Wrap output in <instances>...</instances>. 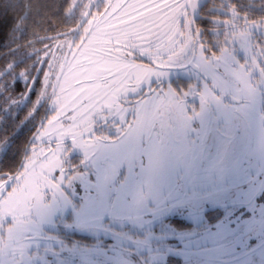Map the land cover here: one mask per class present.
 Instances as JSON below:
<instances>
[{
    "label": "snow or ice",
    "instance_id": "1",
    "mask_svg": "<svg viewBox=\"0 0 264 264\" xmlns=\"http://www.w3.org/2000/svg\"><path fill=\"white\" fill-rule=\"evenodd\" d=\"M258 5H35L41 20L63 13L72 26L34 33L33 51L0 68V100L16 104L7 93L23 79L29 93L40 85L34 102L24 96L33 104L28 117L46 108L23 159L0 166V264H168L169 256L264 264V0ZM33 7L0 4L23 9L14 29L21 38ZM197 19L211 25L212 40H203ZM73 49L100 57L84 69L87 87L77 76L70 92L64 69L79 64ZM143 57L148 63L136 62ZM25 59L33 64L13 77ZM36 140L47 152H37ZM209 209L220 213L214 224Z\"/></svg>",
    "mask_w": 264,
    "mask_h": 264
},
{
    "label": "trees",
    "instance_id": "2",
    "mask_svg": "<svg viewBox=\"0 0 264 264\" xmlns=\"http://www.w3.org/2000/svg\"><path fill=\"white\" fill-rule=\"evenodd\" d=\"M40 2L41 0H33L34 7L32 15L26 22L27 33L23 38L20 37L18 31L14 30L23 9H9L4 11L0 8V68H3L7 62H12L14 59L18 61L21 58H24L26 52L31 53L33 51L32 48L27 47V42L34 41V33H38L40 36H55L57 32H65L72 26L70 22L65 20L63 13L52 15L51 13L46 12L44 14V19L41 20V18L36 15L35 7V5ZM43 2L58 5L60 0H43ZM215 2L218 5L220 0H216ZM2 3L3 0H0V4ZM210 5L211 4H209V6ZM258 6L257 0V7ZM206 11L207 9H205V12ZM201 14L202 16L204 15V13ZM257 15H259V13H257ZM199 26H201L204 31V41L211 40V37L206 30V28H210L211 25H205L202 20L197 19L195 27ZM18 45H23V47H18ZM34 47L36 49H43V44L37 42L34 43ZM9 48L17 49V55L15 57L9 54ZM53 52H55V49H53ZM33 59H25V62L21 63L19 67L15 69L13 77L17 76L19 72L30 68L33 64ZM44 70H48L47 65L44 66ZM33 75H35V73H33ZM13 77L7 78L10 84ZM40 79H43L42 73ZM39 91L40 85H37L34 92H27L24 80L17 79L16 83L7 93V95H10L17 101V103L12 104L9 107V104H5L3 100H0V106L6 109V111H0V143L5 139L9 141L7 149L0 150V166L3 164L12 166L17 165L24 157L25 148L31 146L30 141H32L33 135L40 127V122L45 116L46 108H40L39 112L35 114V119L29 118L28 113L31 111L33 104L24 99V96L27 94L30 96L31 101L34 102ZM48 114L50 115V112ZM70 236H73V239H82V237L75 234Z\"/></svg>",
    "mask_w": 264,
    "mask_h": 264
},
{
    "label": "rangeland",
    "instance_id": "3",
    "mask_svg": "<svg viewBox=\"0 0 264 264\" xmlns=\"http://www.w3.org/2000/svg\"><path fill=\"white\" fill-rule=\"evenodd\" d=\"M216 1V0H215ZM118 2V0H112V3L113 4H115V3H117ZM124 2L125 3H137L138 2V0H124ZM143 2L144 3H148V0H143ZM168 2L169 3H173V0H168ZM179 2L180 3H183L184 2V0H179ZM200 2L201 3H203V2H205V0H200ZM156 3H162V0H156ZM219 5V4H218ZM209 7H211V5L209 6ZM201 16H202V14H201ZM225 17H221V19H224ZM195 27V26H194ZM201 29H202V27L201 26H199ZM208 29L209 28H206V30L208 31ZM108 31H111V29H108ZM211 37V36H210ZM213 39V37H211V40ZM204 40V39H203ZM206 41V40H205ZM94 47H95V45H94ZM73 51H75V53H76V58H77V60H79V64H74V66H72V68H71V71H69V66L68 65H66L65 66V69H64V71H65V74L68 76V79H69V82H70V84H71V87L69 88V91L71 92L73 89H75V88H78V87H80V85H78V84H76V80H75V78L77 77V76H79L80 78H81V80L83 81V83H84V86L85 87H87V85L91 82V81H89L87 78H86V76H85V73H84V69L85 68H87V69H91V68H93V67H95V65L94 64H92V63H90V60H98L99 59V57H100V53H91V52H89V53H87L86 55H84V56H82V55H80V52H79V50H76V49H73ZM64 52L65 53H67L68 52V49H67V47H65V49H64ZM56 55L58 56V57H60L61 56V53L59 52V51H57L56 52ZM69 60H72V56H71V54H69ZM137 63H148V60H147V57H143V58H141V59H139V60H137L136 61ZM57 71L59 70L58 69V67H57V69H56ZM173 71H175V70H173ZM62 79H63V77H62ZM173 79H175V76L173 77ZM43 80V79H42ZM50 115H51V113H50ZM36 135V133L33 135V137ZM33 137H32V140H33ZM36 150H37V152H39L40 151V149H44V151L45 152H47V147H46V145H45V143L42 141V140H36ZM53 147H54V145H52ZM31 147V146H30ZM29 147V148H30ZM81 194H82V192H81ZM220 215V213H219V211L218 210H215L214 212H209L208 213V216H209V223H211V224H214V223H216L217 222V218H218V216ZM182 225V224H181ZM182 226H184V225H182ZM185 227H187L186 225H185ZM73 234H75V235H77V236H79V237H82V235L79 233V232H68L66 235L69 237V238H71V239H73V236H70V235H73ZM62 235H64V233H62ZM76 239H78V238H76ZM250 242H258V241H255V238H253V241H250ZM109 243L111 244V243H115V241H109ZM209 247H211V245L209 244L208 245ZM238 251H239V249H238ZM110 255H111V253H109ZM168 264H184V258L183 257H178V256H169L168 257Z\"/></svg>",
    "mask_w": 264,
    "mask_h": 264
},
{
    "label": "flooded vegetation",
    "instance_id": "4",
    "mask_svg": "<svg viewBox=\"0 0 264 264\" xmlns=\"http://www.w3.org/2000/svg\"><path fill=\"white\" fill-rule=\"evenodd\" d=\"M55 49V48H53ZM55 52H57V50L55 49ZM216 209H209V212H214ZM182 225H188V222L187 221H179Z\"/></svg>",
    "mask_w": 264,
    "mask_h": 264
}]
</instances>
